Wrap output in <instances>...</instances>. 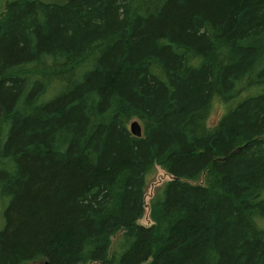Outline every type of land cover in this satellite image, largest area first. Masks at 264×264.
Here are the masks:
<instances>
[{"label":"trees","instance_id":"1","mask_svg":"<svg viewBox=\"0 0 264 264\" xmlns=\"http://www.w3.org/2000/svg\"><path fill=\"white\" fill-rule=\"evenodd\" d=\"M0 10V264H264V0Z\"/></svg>","mask_w":264,"mask_h":264},{"label":"rangeland","instance_id":"2","mask_svg":"<svg viewBox=\"0 0 264 264\" xmlns=\"http://www.w3.org/2000/svg\"><path fill=\"white\" fill-rule=\"evenodd\" d=\"M2 10H0L1 12ZM221 114V111L219 108H215L210 116L209 119V124L213 125L217 122L219 116ZM135 120H132L131 122H133ZM130 122V123H131ZM129 125V123H128ZM171 177L165 172L163 171L161 168L159 167H155L154 168V173L152 175V177L149 179L148 184H147V188L145 190V211H144V216L142 217V219H140L137 224L141 225V226H150V220L148 218V204H149V200L150 198L153 196V194L156 192V190H158L161 185H163L165 182L170 181ZM119 234L117 236H115L112 239V243H114L118 238H119Z\"/></svg>","mask_w":264,"mask_h":264},{"label":"water","instance_id":"3","mask_svg":"<svg viewBox=\"0 0 264 264\" xmlns=\"http://www.w3.org/2000/svg\"><path fill=\"white\" fill-rule=\"evenodd\" d=\"M129 129H130V132H131L134 136H137V137L140 136V134H141V130H140V127H139L137 121H133V122H131L130 125H129Z\"/></svg>","mask_w":264,"mask_h":264}]
</instances>
